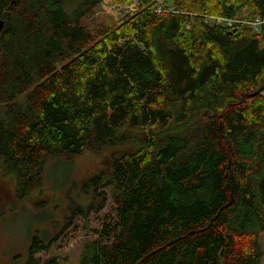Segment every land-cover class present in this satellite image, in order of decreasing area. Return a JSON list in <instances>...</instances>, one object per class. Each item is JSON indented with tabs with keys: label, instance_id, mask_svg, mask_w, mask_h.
<instances>
[{
	"label": "trees",
	"instance_id": "1",
	"mask_svg": "<svg viewBox=\"0 0 264 264\" xmlns=\"http://www.w3.org/2000/svg\"><path fill=\"white\" fill-rule=\"evenodd\" d=\"M102 1L0 0V161L18 194L49 156L132 141L88 183L114 213L87 223L80 264H261L264 30L207 15L252 19L264 0H114L137 8L91 28ZM57 239L10 264H63L40 256Z\"/></svg>",
	"mask_w": 264,
	"mask_h": 264
},
{
	"label": "rangeland",
	"instance_id": "2",
	"mask_svg": "<svg viewBox=\"0 0 264 264\" xmlns=\"http://www.w3.org/2000/svg\"><path fill=\"white\" fill-rule=\"evenodd\" d=\"M83 1L66 0V8L73 12ZM132 4L104 0L84 22L93 28L107 16L120 20L135 10ZM137 147L129 141L49 156L25 196L18 194L15 178L0 161V264H10L16 255L24 262L35 236L45 241L58 238L50 250L40 253L43 259L58 255L63 264H80L83 241L93 234L85 226L89 222L97 227L102 217L114 213L110 189L101 207L102 195L95 184L88 183L99 173L110 176L114 156ZM260 239L264 248V232Z\"/></svg>",
	"mask_w": 264,
	"mask_h": 264
},
{
	"label": "built area",
	"instance_id": "3",
	"mask_svg": "<svg viewBox=\"0 0 264 264\" xmlns=\"http://www.w3.org/2000/svg\"><path fill=\"white\" fill-rule=\"evenodd\" d=\"M135 6V9L137 8V3L134 2L132 6ZM171 10H173V7H170ZM157 11L159 13H162L164 11L162 6H159L157 8ZM208 21L218 24L223 27H234L239 23L246 24L250 29H252L254 32L260 33L264 30V15H258L252 19H243L241 17H229V16H221V15H207Z\"/></svg>",
	"mask_w": 264,
	"mask_h": 264
},
{
	"label": "water",
	"instance_id": "4",
	"mask_svg": "<svg viewBox=\"0 0 264 264\" xmlns=\"http://www.w3.org/2000/svg\"><path fill=\"white\" fill-rule=\"evenodd\" d=\"M0 25L2 26V22H0Z\"/></svg>",
	"mask_w": 264,
	"mask_h": 264
},
{
	"label": "bare ground",
	"instance_id": "5",
	"mask_svg": "<svg viewBox=\"0 0 264 264\" xmlns=\"http://www.w3.org/2000/svg\"><path fill=\"white\" fill-rule=\"evenodd\" d=\"M242 16V15H241ZM236 17V16H235ZM253 18V17H252Z\"/></svg>",
	"mask_w": 264,
	"mask_h": 264
}]
</instances>
